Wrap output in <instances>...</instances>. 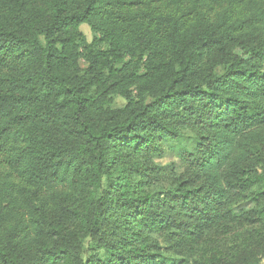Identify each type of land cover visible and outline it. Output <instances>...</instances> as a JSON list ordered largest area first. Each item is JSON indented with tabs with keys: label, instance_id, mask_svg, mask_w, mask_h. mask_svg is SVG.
I'll return each instance as SVG.
<instances>
[{
	"label": "trees",
	"instance_id": "trees-1",
	"mask_svg": "<svg viewBox=\"0 0 264 264\" xmlns=\"http://www.w3.org/2000/svg\"><path fill=\"white\" fill-rule=\"evenodd\" d=\"M0 264H264V0H0Z\"/></svg>",
	"mask_w": 264,
	"mask_h": 264
},
{
	"label": "rangeland",
	"instance_id": "rangeland-1",
	"mask_svg": "<svg viewBox=\"0 0 264 264\" xmlns=\"http://www.w3.org/2000/svg\"><path fill=\"white\" fill-rule=\"evenodd\" d=\"M81 30L89 42L94 39V32L87 24L81 26ZM117 105L125 104L123 98H117ZM153 167H155L152 176L150 177L151 183L149 185L150 191L167 190L179 184L182 181H194L199 178L197 169L194 168L191 157L188 156L182 146L175 145L167 147L160 144V152L156 157L152 158ZM251 208L252 203L246 202L240 205V208Z\"/></svg>",
	"mask_w": 264,
	"mask_h": 264
}]
</instances>
